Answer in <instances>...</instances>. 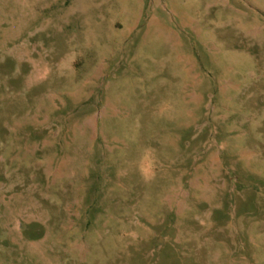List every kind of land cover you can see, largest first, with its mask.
<instances>
[{
  "label": "rangeland",
  "instance_id": "374dc122",
  "mask_svg": "<svg viewBox=\"0 0 264 264\" xmlns=\"http://www.w3.org/2000/svg\"><path fill=\"white\" fill-rule=\"evenodd\" d=\"M0 264H264V0H0Z\"/></svg>",
  "mask_w": 264,
  "mask_h": 264
}]
</instances>
